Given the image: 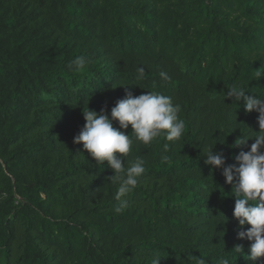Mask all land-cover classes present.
<instances>
[{"label":"trees","instance_id":"16d2710c","mask_svg":"<svg viewBox=\"0 0 264 264\" xmlns=\"http://www.w3.org/2000/svg\"><path fill=\"white\" fill-rule=\"evenodd\" d=\"M259 69L264 0H0V264H250L251 242L237 238L249 226L202 149L225 166L249 150L252 139L233 145L259 133V114L227 92L264 99ZM146 91L179 104L185 130L133 143L125 167L140 157L146 170L116 212L114 172L73 139L87 109L110 117Z\"/></svg>","mask_w":264,"mask_h":264},{"label":"clouds","instance_id":"9594fccd","mask_svg":"<svg viewBox=\"0 0 264 264\" xmlns=\"http://www.w3.org/2000/svg\"><path fill=\"white\" fill-rule=\"evenodd\" d=\"M85 66L83 58H76L69 67L82 69ZM264 71H255L256 79L261 77ZM145 70L137 69V79H143ZM160 78L168 81L171 78L167 73L161 72ZM247 93V94H246ZM227 97L236 101L243 100L246 112H258L257 124L259 133L254 138L243 135L235 141L233 147L246 146L249 139L254 140L248 151H240L235 156V163L225 166V158L222 152H214L213 146L203 148L204 164L214 169L222 168L225 183L231 185L232 196L235 200L233 217L238 226L246 231L237 233L238 239H247L248 261L255 264L264 257V99L255 94H249L243 88L233 85L228 89ZM181 106L174 104L172 98L158 91H146L139 96H133L127 92L123 99L115 102L109 115L103 111L97 114L95 111L83 112L85 123L79 134L73 139L74 144H82L83 150L101 167L107 165L114 172L111 182L117 185V200L119 205L114 209L122 212L127 207V201L122 199L133 191L139 182V178L145 173V161L136 157L127 167L122 157H126L134 142L144 145L150 144L155 139L163 136L166 141H179L185 130V121L180 118ZM113 121L119 128L113 127ZM131 127V136L124 133V129ZM168 150V145H164ZM167 161V156H162ZM222 216L219 223L226 222ZM234 250L243 252V247L237 245ZM195 264H205L202 258L193 257ZM158 259L153 261L157 264ZM219 264H229L226 258H220Z\"/></svg>","mask_w":264,"mask_h":264}]
</instances>
